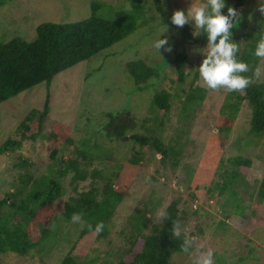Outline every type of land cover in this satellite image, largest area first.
Masks as SVG:
<instances>
[{
    "label": "trees",
    "instance_id": "1",
    "mask_svg": "<svg viewBox=\"0 0 264 264\" xmlns=\"http://www.w3.org/2000/svg\"><path fill=\"white\" fill-rule=\"evenodd\" d=\"M14 1L17 0H0V10ZM168 1L160 3L154 0L147 5L148 0H112L111 3L92 0L90 17L84 20L40 23L36 27V36L33 35L31 40L21 36L12 39L0 36V103L11 101L4 106L5 109H19L24 114L17 134L8 135L3 140L0 154L8 152L10 148H20L26 139L41 142L48 151V160L40 158L43 163H48L44 174L38 178L20 175L18 181L13 182V189L7 192L8 195L0 199V255L14 254L27 258L25 264H46L42 258L45 253L59 255L58 264H173L174 255L180 253L183 254L180 264H192L196 258L183 250L185 246L190 250L192 242L187 233L180 230L184 228L191 208L197 204L195 200L200 196L197 190L202 187L208 188L207 192L210 193L214 190L211 185L200 184L193 175L196 170L199 173L206 168L209 171L204 172L205 175H218V182L213 186L220 190L219 196H224L223 206L232 208L230 211L225 209L227 218L231 214L246 218V211H249L250 217L246 227L236 229V234H229L230 241L224 243L222 252H214V264H243L249 263V259L255 261L251 264H264V234L260 232L264 226L254 222L259 207L264 208V173L257 180V185L252 187L253 191L244 173L256 161L264 164V154L260 151V141L264 139V80L258 71L261 58L253 55L257 41L264 37V31L258 35L251 34L253 41L236 54L248 64V71L242 73L249 78L248 86L234 92L211 90L199 79L196 71L202 62L192 63L188 52L191 46L196 45L204 47V51L207 47L206 37L195 34V28L190 23L183 27L172 24L170 17L174 11ZM237 1L235 5L227 4L237 8L241 0ZM151 25L158 28L167 26L170 33L164 38L170 41V50H166L165 45L155 49L153 43V49L146 50L143 58L129 62L123 68L129 70L127 80L130 86L133 85L132 88L141 97H148H145L148 104L144 118L133 112L131 105L118 109L111 104L108 111L102 112L106 119L101 123L95 122L90 104L98 98V94L105 95L106 99L110 91L112 102V94L118 88L117 84L103 80V60L99 67L87 72L79 94L74 95L79 102L77 109L80 108L74 125L53 119L54 95L63 94L66 98V92L77 88V80L69 79L71 84L68 85L62 80V93H53L58 82L64 79V74L132 36L139 37V41H155L152 34L147 32L146 27ZM236 27L231 29L232 33ZM145 29L143 37L135 34ZM231 38L237 40L233 34ZM190 63L197 66L191 68ZM93 77L97 83L90 82ZM43 86H46V95L45 100L41 101L42 96L35 94L42 91ZM30 91L36 97L35 103L30 101L25 104V100L21 105H16L22 93ZM211 91H220L226 96L212 125L205 156L196 169L194 164L183 163L186 142L182 139L185 135L187 137L188 122L194 119ZM175 102L181 103L176 118L183 122V126L178 129L176 137L167 143L156 131L158 126L165 125V118L172 112ZM244 103L251 107L249 130L243 134L242 145L234 144L239 148L237 154L225 157L223 152ZM158 120L161 122L158 123ZM139 126L144 133L137 131ZM80 130L82 136L78 138L74 134ZM125 137H129L130 141ZM117 143L130 144V157L126 158L130 165L108 163L115 155ZM19 158L18 168L31 165L30 158ZM150 161H155L158 168L154 175L147 176V183L159 184V166L166 169L163 172L167 178L176 175L180 168L184 176L179 183L181 186L188 184L189 197L177 193L178 197L172 198L160 215V223L156 224L152 218L153 225L148 227L151 217L159 211L162 200L155 201L153 192L142 207L135 209L126 193L135 186V178L138 180L139 166ZM88 178H91L89 188H82L81 182ZM68 179L74 191L70 197L65 185ZM247 201L252 203L248 205ZM150 204H153V208L148 209ZM201 209L197 207L192 214L198 216ZM74 212L84 213L83 225L72 221ZM123 212L130 216L128 228L120 230L118 234L126 245L115 249L112 227L115 228L123 218ZM99 221L105 224L102 232L95 233L87 227L88 223L94 226ZM217 227L214 233L231 232L233 226L225 219H219ZM260 235H263V241L259 240ZM105 241H108L111 251L103 247Z\"/></svg>",
    "mask_w": 264,
    "mask_h": 264
},
{
    "label": "rangeland",
    "instance_id": "2",
    "mask_svg": "<svg viewBox=\"0 0 264 264\" xmlns=\"http://www.w3.org/2000/svg\"><path fill=\"white\" fill-rule=\"evenodd\" d=\"M92 0H17L14 1L0 10V36L7 37L12 39L17 36H21L24 39H33V35L36 36V27L44 22H78L90 17V3ZM102 2L111 3L112 0H98ZM149 3L147 5H151L150 2L154 0H148ZM160 3L164 0H158ZM169 6L173 11L177 9H185L187 10L190 7L192 0H170ZM237 0H228L227 3L230 5L237 4ZM227 4V5H229ZM264 4V0H241L239 6L236 8L238 14H242L241 22L237 25L236 29L233 31V36L235 39L234 42L238 46V50L243 49L248 42H252L253 40L250 38L251 34H257L259 32L264 31V13H261L260 6ZM109 15V12L105 10ZM224 14H227V8L222 10ZM191 24V23H190ZM192 25V24H191ZM145 28V27H144ZM148 29V33L152 34L154 40L157 38H164L166 34L170 33L166 31L161 32L160 30L164 27L158 28V26L151 25L146 27ZM170 28V27H169ZM170 31V30H169ZM196 31V30H195ZM23 32V34H22ZM34 32V33H33ZM146 33V29L143 31H138L135 34H143ZM35 38V37H34ZM148 39V38H145ZM239 39V40H238ZM155 41H139V37L133 38L130 37L125 41H122L115 46L113 49H108L106 52L101 53L100 55L94 57L90 62H86L84 65L73 68L72 72H67L62 77L58 84L56 90L53 89V93H58L60 91L61 81L64 80L65 84H71L69 79L77 80L75 90L71 89L69 92H66V98L63 97V94H55L52 106V117L54 120L65 121V123L69 125H74L76 120V116L78 115V111L76 104L79 103L78 99L75 98L74 95L79 94L80 85L85 82L84 77L88 74L87 72L94 69L96 66H100L102 61L105 60V69L102 72V76L105 75L103 80H107L110 84H117V89L112 94V102H111V91L109 95L106 97L105 95L98 94V98L90 104V108L93 110L91 114L94 116V120L96 123H101L106 117L102 114V112H106L110 109L111 104L114 108L123 109L132 106L133 112H136L137 115L142 116L143 118L147 113V104L148 97L136 92L133 85L130 86L128 83L127 77L129 74V70L123 69L127 63L136 61L138 59L143 58V55H146V50L153 49V43ZM152 47V48H151ZM171 44L170 41L167 40V44H165V49H170ZM204 47L201 46H191L189 48V55L192 57V63L199 64L204 59ZM206 49V48H205ZM161 57V55H159ZM190 63L191 68H194V65ZM260 66L258 68L259 75L262 80H264V59L259 60ZM197 66V65H196ZM123 70V72H122ZM107 73V74H106ZM101 78V77H100ZM90 82L97 83L95 77H93ZM38 88V87H37ZM42 89V88H41ZM30 92L22 93V97L19 100V103L16 105H21L25 100V104L27 102H31L32 104L36 101V96L41 97L42 100H45L46 95V86H43L42 91H37V94L31 95ZM107 94V93H106ZM186 93L182 95L184 97ZM32 96V97H31ZM226 95L222 94L220 91H211L207 98L204 100L200 109L197 111L194 119H191L188 122L189 129L187 137L182 139L186 142V149L183 158V163L194 164L193 166L197 169V166L201 163L203 156H205V149L208 145V140L210 138V133L212 130V125L216 121L218 114L220 112L221 106L223 105V99H225ZM147 99H146V98ZM11 102V101H8ZM8 102L0 103V141L4 140V137L7 135H16L17 129L19 127L20 121L23 118L22 112L20 110H9L5 109V105ZM150 102V101H149ZM104 103L106 105H104ZM180 102H175L173 104L172 112L166 116L165 125L160 127L158 126L156 134L158 136L164 137L167 143L171 142V138L176 137L179 133V128L183 126V122L179 121L176 118L178 113V108L180 106ZM2 106V107H1ZM12 107V106H11ZM2 108V109H1ZM15 108V107H12ZM31 108V106H30ZM16 114V116H14ZM70 115L72 117H70ZM162 119V118H161ZM250 119H251V109L248 104L244 103L241 107V112L235 122L234 130L231 134L230 141L223 152L225 157H229L232 155H236L239 148L235 147L234 144L239 143L243 144V134H246L247 130L250 127ZM161 120H158L160 123ZM52 123V122H51ZM157 123V124H158ZM141 124V123H140ZM159 125V124H158ZM185 126V125H184ZM76 127L74 126V129ZM138 132L144 133L142 127H138ZM155 135V133H152ZM75 136L81 137L82 131L74 134ZM77 138V139H78ZM130 141V138L127 140ZM262 145L260 147V151L264 154V139L261 140ZM44 145V144H43ZM41 142L36 141L33 142L31 140H25L20 148L16 150H11L6 155L0 156V199L4 198L8 191L13 189V182L18 181V177L22 174L28 176H34V178H38L43 175L47 167L48 163H43L40 158L48 160V151L45 149V145L43 146ZM115 157L108 160V163L111 165L124 163L129 164L126 158L130 157L131 146L130 144L117 143L115 145ZM73 147H71V150ZM129 156L127 157V155ZM19 156L28 157L31 159V165L25 168H18L17 164L20 161ZM33 163V164H32ZM182 163V165H183ZM181 165V166H182ZM140 170L137 175V179L135 178L136 184L132 188H130L126 196L128 197L130 204L133 205L135 209L143 206L145 200H149L153 192L156 195V200L161 199L162 204L158 208V212L151 217L148 227L153 225L152 218L154 219L156 224L160 223V215L158 213H163V210L167 207L171 199L177 198V193L184 194L189 197L188 194V184H181L179 180L184 176L183 171L179 168L177 170V174L172 176L170 175L167 178L166 174H164V167L159 166V173H163V176H159V184L157 183H147L148 175H154L155 170L158 168L156 162L150 161L145 162L139 166ZM138 170V169H137ZM209 171L205 168V171L201 170L199 173L196 170V173L193 175L197 177V180L200 184L204 183V185H211L213 187V192H207L208 188H199L197 190L200 195L197 200H195L197 204H195L191 211L188 214V220L185 222L184 228L180 231H184L187 233L189 240L192 242V248L189 250L190 257L197 258L203 250L209 247L213 248V252L220 253L222 252V247L224 243L230 241L229 234L237 233L238 230L243 229L248 225V221L250 220L249 211L248 216L246 218L239 217L237 215L231 214L230 218L226 216V210L228 207L223 206L225 200L224 196H219V191L216 186H213L218 179V175L211 174L205 175L204 172ZM246 178L249 180L251 190L252 187L257 185L259 179H261L264 173V164L256 161L255 164L251 168H247L244 171ZM258 180V181H257ZM70 179L65 182L66 188L68 190L67 196L70 197L74 195L73 186L69 183ZM144 182V184H143ZM91 183V178L81 182L82 188H89V184ZM141 183V184H140ZM119 188L118 185H116ZM250 189V188H248ZM240 190V189H239ZM14 191V190H13ZM8 195V194H7ZM248 205L251 204V201L246 202ZM197 207H201L198 216L192 214L194 209ZM260 206L258 209L259 214L258 217L254 220L256 221V225L264 226V208ZM148 209L153 208V204L148 205ZM194 208V209H193ZM232 208H229L230 211ZM123 218L116 223L112 241L116 245L114 246L117 249L125 247L126 243L124 242L122 236L118 234V232L122 229L128 228V220L130 216L126 213L121 214ZM151 216V215H150ZM219 219H225L231 227V232L226 231L225 233H214V230L217 227ZM251 228V224H250ZM260 232L264 234V229H260ZM193 233V234H191ZM258 233V231H256ZM253 238V237H252ZM233 239V238H232ZM263 235H260L259 240L263 241ZM254 242L257 240L254 238ZM256 240V241H255ZM103 247L109 249L111 251V246L108 245V241L102 243ZM254 245V244H253ZM263 245V244H262ZM264 247V245L262 246ZM44 261L46 264H58V258L56 254H48L45 253ZM183 254H175L173 257V264H180V260H182ZM27 258L17 257L14 254H5L0 255V264H25V260ZM60 259V258H59ZM248 262H244L243 264H251L255 262L253 259H249ZM41 263V262H40ZM42 264V263H41ZM186 264H189L188 262ZM192 264H194L192 262ZM263 264V263H256Z\"/></svg>",
    "mask_w": 264,
    "mask_h": 264
},
{
    "label": "clouds",
    "instance_id": "3",
    "mask_svg": "<svg viewBox=\"0 0 264 264\" xmlns=\"http://www.w3.org/2000/svg\"><path fill=\"white\" fill-rule=\"evenodd\" d=\"M225 8H227V14L222 11ZM259 10L264 13V4H261ZM241 18L242 14H238L236 8L228 6L227 0H192L187 10H174L170 17L172 24L183 27L191 23L196 30L195 34H203L206 37L207 47L204 50V59L196 71L199 79L208 89L234 92L246 88L249 84V78L242 75L248 71V64L237 57L238 46L231 38V29L238 25ZM166 28L165 25L160 31H166ZM165 44H167V38H157L154 47L160 49ZM253 55L264 59V37L257 41ZM6 137L7 135L4 139ZM1 145L3 147V141H0V148H2ZM11 150L13 149L10 148L8 152L0 156L6 155ZM162 214V212L158 213V215ZM83 217V212H74L72 221L83 225L85 223ZM87 227L95 233H100L104 230L105 224L99 221L94 226L88 223ZM183 250L188 252L189 248L185 246ZM194 264H214L213 250L209 248L201 253Z\"/></svg>",
    "mask_w": 264,
    "mask_h": 264
},
{
    "label": "water",
    "instance_id": "4",
    "mask_svg": "<svg viewBox=\"0 0 264 264\" xmlns=\"http://www.w3.org/2000/svg\"><path fill=\"white\" fill-rule=\"evenodd\" d=\"M126 139H128V138L126 137Z\"/></svg>",
    "mask_w": 264,
    "mask_h": 264
}]
</instances>
